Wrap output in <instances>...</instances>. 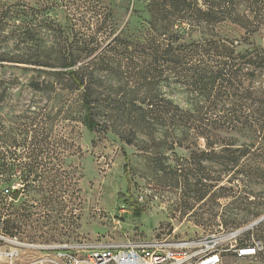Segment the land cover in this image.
Masks as SVG:
<instances>
[{
    "label": "rangeland",
    "instance_id": "1",
    "mask_svg": "<svg viewBox=\"0 0 264 264\" xmlns=\"http://www.w3.org/2000/svg\"><path fill=\"white\" fill-rule=\"evenodd\" d=\"M18 1L0 0V7L6 10ZM55 1L59 9L52 12L51 21L66 27L74 24V35L68 27L71 39L91 34L87 27L94 19L74 14L75 0ZM101 1L114 13L117 33L113 40L126 26L139 27L150 0ZM22 2L25 16L10 18L3 32L0 30V58L45 57L47 47L63 44L62 34L56 39L43 29L39 33L30 29L31 22L45 21L46 13L40 10L48 0ZM237 10L238 24L194 28L187 31L186 41L215 37L239 44V50L248 49L250 44L264 47V0H238ZM245 16L251 33L239 25ZM110 20L104 26H109ZM91 27L94 30L95 25ZM107 59L116 68L113 74L102 71L105 64L100 61L94 68L95 114L100 122L95 132L83 124L82 90L33 91L30 83L45 80L48 74L44 71L50 69L0 62V177H12V185L21 189V195L10 200L12 227L6 233L0 224V232L40 245L190 240L239 232L261 219L264 185L252 184L249 195L221 190L230 187L234 172H226L220 163L204 161L201 153L210 150L203 139L177 133L182 146L173 147L175 134L168 123L156 127V141L139 133L134 145L127 143L137 130L132 124V103L144 89L135 77L122 79L120 48ZM166 76L152 96L159 102L166 99L190 107L186 89ZM259 84L264 88V76L256 87ZM222 136L227 144L234 141L235 148L250 140L243 133ZM16 142H26V148L16 147ZM223 147L214 150L219 152ZM136 211L140 214L135 215ZM258 226L242 232L238 243L248 242L251 236L263 252ZM11 233L14 235H8ZM223 264H264V259L224 256Z\"/></svg>",
    "mask_w": 264,
    "mask_h": 264
},
{
    "label": "trees",
    "instance_id": "2",
    "mask_svg": "<svg viewBox=\"0 0 264 264\" xmlns=\"http://www.w3.org/2000/svg\"><path fill=\"white\" fill-rule=\"evenodd\" d=\"M54 1L48 0L40 10L46 13L45 21L41 24L31 22L30 29L34 33L43 29L56 39L62 34L63 44L47 47L45 57L0 58V62L50 69L44 71L48 74L45 80L30 83L33 91L82 90L83 124L90 132H95L100 122L95 114L94 68L100 61L105 64L102 71L113 74L116 68L107 59L108 54L120 48L122 79L135 77L144 89L142 96L132 103L131 112L135 118L132 124L137 130L128 138L129 145H134L139 133L156 141V127L169 123L168 127H172L175 134L173 147L182 146L177 133L180 136L194 134L203 139L210 150L201 153L204 161L220 163L226 172H234L229 180L230 187H221V190L249 195L252 184L264 185V88L261 84L256 87L264 76V47L250 44L248 49L239 50V44L216 40L214 36V39H185L187 31L194 28L208 29L225 22L238 24V0H150L145 9L146 17H141L139 27L131 29L128 25L113 40L117 23L114 13L106 9L101 0H75L73 3L74 10H70L89 16L94 19L91 25H95L94 30L91 25L87 27L91 34L78 40L68 36V27L74 35V24L66 27L51 21L52 12L59 9ZM22 3L19 0L6 10L0 7L2 32L10 18L25 16ZM109 19V26H104ZM243 19L239 25L251 33L245 22L247 17ZM165 76L166 79L173 77L176 84L186 89L190 107L183 108L166 99H162L165 103L161 104L158 97L152 96L155 88L165 81ZM235 132L249 135L250 140L236 148L234 141L227 144L222 133ZM26 144L16 142L15 145L26 148ZM219 145L224 147L216 152L214 148ZM13 181L12 177H0V224L4 225L6 233L12 227L10 200L21 195V189L14 188ZM4 185L10 186L3 188ZM139 214L136 211L135 215ZM256 230H262L259 238L264 241V221ZM257 257L264 259V251Z\"/></svg>",
    "mask_w": 264,
    "mask_h": 264
},
{
    "label": "built area",
    "instance_id": "3",
    "mask_svg": "<svg viewBox=\"0 0 264 264\" xmlns=\"http://www.w3.org/2000/svg\"><path fill=\"white\" fill-rule=\"evenodd\" d=\"M240 234H208L190 240L40 245L23 243L0 232V264H223L224 256L256 258L262 251L261 244L254 238L239 244Z\"/></svg>",
    "mask_w": 264,
    "mask_h": 264
},
{
    "label": "water",
    "instance_id": "4",
    "mask_svg": "<svg viewBox=\"0 0 264 264\" xmlns=\"http://www.w3.org/2000/svg\"><path fill=\"white\" fill-rule=\"evenodd\" d=\"M264 221V216L259 219L258 221H256L255 223L251 224L250 226L246 227L245 229L239 231V232H245V231H248V230H251L253 229L255 226L259 225L260 223H262Z\"/></svg>",
    "mask_w": 264,
    "mask_h": 264
}]
</instances>
